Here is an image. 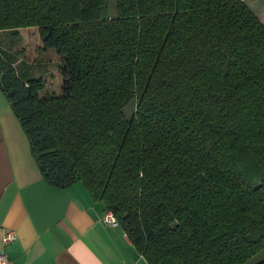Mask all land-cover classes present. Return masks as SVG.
I'll return each mask as SVG.
<instances>
[{
	"label": "trees",
	"instance_id": "obj_1",
	"mask_svg": "<svg viewBox=\"0 0 264 264\" xmlns=\"http://www.w3.org/2000/svg\"><path fill=\"white\" fill-rule=\"evenodd\" d=\"M113 4L0 0V89L43 180L82 183L149 264H245L264 249V12ZM28 28L64 57L60 94L16 70Z\"/></svg>",
	"mask_w": 264,
	"mask_h": 264
},
{
	"label": "crops",
	"instance_id": "obj_2",
	"mask_svg": "<svg viewBox=\"0 0 264 264\" xmlns=\"http://www.w3.org/2000/svg\"><path fill=\"white\" fill-rule=\"evenodd\" d=\"M257 15L264 0H244ZM82 183L48 185L29 140L0 89V252L8 264H149ZM8 232L16 240L5 243Z\"/></svg>",
	"mask_w": 264,
	"mask_h": 264
},
{
	"label": "rangeland",
	"instance_id": "obj_3",
	"mask_svg": "<svg viewBox=\"0 0 264 264\" xmlns=\"http://www.w3.org/2000/svg\"><path fill=\"white\" fill-rule=\"evenodd\" d=\"M115 0H111L112 6ZM113 11V10H112ZM11 41V39H9ZM14 51L17 54L16 70L26 79L44 78L47 87L42 96L49 93L60 94L62 91L63 75L60 67L64 57L55 51L40 52L38 47L41 39L37 28H28L21 31V36L14 38ZM134 107L126 109V114H132ZM264 260V249L252 257L245 264H259Z\"/></svg>",
	"mask_w": 264,
	"mask_h": 264
},
{
	"label": "built area",
	"instance_id": "obj_4",
	"mask_svg": "<svg viewBox=\"0 0 264 264\" xmlns=\"http://www.w3.org/2000/svg\"><path fill=\"white\" fill-rule=\"evenodd\" d=\"M104 222L111 224V225H119L117 218L111 211H108L104 217ZM17 236L15 232H8L5 236V243H11L16 240ZM0 264H8L6 260V254L4 251L0 252Z\"/></svg>",
	"mask_w": 264,
	"mask_h": 264
}]
</instances>
